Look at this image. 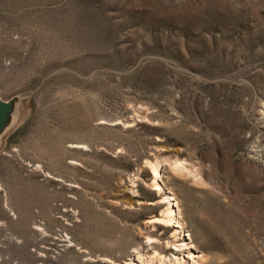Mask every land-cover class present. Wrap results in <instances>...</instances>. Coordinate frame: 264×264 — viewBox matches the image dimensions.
I'll use <instances>...</instances> for the list:
<instances>
[{"label": "rangeland", "instance_id": "obj_1", "mask_svg": "<svg viewBox=\"0 0 264 264\" xmlns=\"http://www.w3.org/2000/svg\"><path fill=\"white\" fill-rule=\"evenodd\" d=\"M0 99V264H264V0H0Z\"/></svg>", "mask_w": 264, "mask_h": 264}, {"label": "bare ground", "instance_id": "obj_2", "mask_svg": "<svg viewBox=\"0 0 264 264\" xmlns=\"http://www.w3.org/2000/svg\"><path fill=\"white\" fill-rule=\"evenodd\" d=\"M1 101L2 100L0 99V104H1ZM15 109H16V107H15ZM11 119H12V117H11ZM7 128H8V126L5 124H4V126H0V136L3 133L4 129L7 130ZM171 165L177 171H184L186 169V168H184L182 163L174 162ZM158 169H159V167L157 165H153L151 167V170H152V190L156 192V196L158 197L156 199L157 201H155V203L152 202L151 204L152 205H160L162 210L159 214V217H156L154 220H150V224L153 226H155V225H161V226H166V227L171 226L174 229L173 236L176 237L178 235V233L183 230V223L181 222L183 219L181 220V212H180V209L178 207L179 205H178L177 200H176L175 196L173 195V193L164 192V188H163L164 185H162V182L160 180L161 178H160ZM186 171H188V170H186ZM190 174H192V173H190ZM182 237H183L184 241L181 244L174 246L173 247L174 249L172 250L171 254H169L170 256L168 258L166 257L165 260L162 259L160 262L161 264H186V262H187V264H196V261H195V259L197 258V255L195 252L196 249H195L194 245L192 244L189 235H183ZM169 245H170V243H169ZM143 257H144V255H143ZM143 257L139 252L134 251V252H132V257L129 258L127 260V262H125V264H155V263H158V262H155V257H149V256H148V258H145V257L143 258ZM156 258H160V257H158L156 255Z\"/></svg>", "mask_w": 264, "mask_h": 264}, {"label": "water", "instance_id": "obj_3", "mask_svg": "<svg viewBox=\"0 0 264 264\" xmlns=\"http://www.w3.org/2000/svg\"><path fill=\"white\" fill-rule=\"evenodd\" d=\"M3 108V105H2V103L0 104V109H2ZM0 124H2V123H0Z\"/></svg>", "mask_w": 264, "mask_h": 264}]
</instances>
